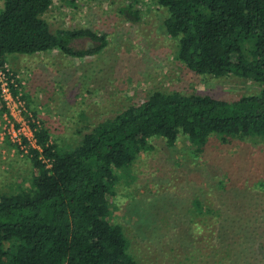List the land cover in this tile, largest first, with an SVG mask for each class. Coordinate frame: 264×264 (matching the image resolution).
Instances as JSON below:
<instances>
[{
  "label": "trees",
  "instance_id": "16d2710c",
  "mask_svg": "<svg viewBox=\"0 0 264 264\" xmlns=\"http://www.w3.org/2000/svg\"><path fill=\"white\" fill-rule=\"evenodd\" d=\"M154 1L165 10L163 26L177 41V60L195 74L250 79L259 91L233 100L154 91L96 123L69 149L51 141L36 114L26 116L34 141L22 136L17 146L24 145L32 173L27 186L0 193V264H138L122 226L110 219L118 171L155 138L172 147L183 134L195 156L213 135L264 139V0ZM52 2L2 0L0 70L9 54L58 50L84 57L106 45L104 35L88 28L52 31L43 18ZM121 11L138 17L130 7ZM80 39L91 43L77 48ZM11 90L17 94V86L11 84ZM218 213L206 200H191V243L182 263L192 264L212 251L221 264L230 247L231 262L237 259L232 223L231 238L211 229L209 219Z\"/></svg>",
  "mask_w": 264,
  "mask_h": 264
},
{
  "label": "rangeland",
  "instance_id": "374dc122",
  "mask_svg": "<svg viewBox=\"0 0 264 264\" xmlns=\"http://www.w3.org/2000/svg\"><path fill=\"white\" fill-rule=\"evenodd\" d=\"M128 7L137 18L122 13ZM164 17L154 0H53L43 14L52 31L88 28L104 35L106 45L84 57L58 50L7 56L6 68L19 80L17 91L26 104L17 127L21 134L33 140L25 117L36 114L51 141L69 149L96 123L154 91L224 100L259 91L250 79L189 70L175 57L177 41L166 33ZM90 43L80 39L74 46ZM8 119L0 96V193L27 186L32 173L25 147L8 133ZM150 142L118 171L110 215L138 264H185L192 235L187 212L195 196L220 209V217L209 219L212 230L230 238L231 223L238 230L232 229L237 259L231 262L230 247L221 264H264V139L213 135L197 156L183 134L172 147L162 138ZM207 253L192 264H216L212 251Z\"/></svg>",
  "mask_w": 264,
  "mask_h": 264
},
{
  "label": "built area",
  "instance_id": "2783aa9c",
  "mask_svg": "<svg viewBox=\"0 0 264 264\" xmlns=\"http://www.w3.org/2000/svg\"><path fill=\"white\" fill-rule=\"evenodd\" d=\"M14 79L15 78L13 74H11L8 71L6 66H5V70H0V92H1L0 96H1L2 101L4 102V107L7 111V116L9 118L8 124H10V127L8 128V133L10 134L12 139L16 140L18 144H20L21 137L23 135L20 132L21 128H17V127H19V124H21L22 118L24 119L23 113H25L24 111L26 110V105H25V101L22 99L21 92L17 91V94H13L11 90V84L13 86H17ZM25 137L27 139L29 138L27 136ZM33 141L34 140L30 142H33ZM20 147L24 148V145H20Z\"/></svg>",
  "mask_w": 264,
  "mask_h": 264
}]
</instances>
